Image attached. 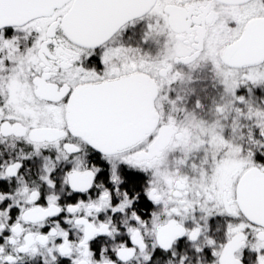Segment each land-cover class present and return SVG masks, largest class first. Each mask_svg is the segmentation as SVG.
<instances>
[{"label": "snow or ice", "instance_id": "6c2138e0", "mask_svg": "<svg viewBox=\"0 0 264 264\" xmlns=\"http://www.w3.org/2000/svg\"><path fill=\"white\" fill-rule=\"evenodd\" d=\"M0 264H264V0H0Z\"/></svg>", "mask_w": 264, "mask_h": 264}]
</instances>
